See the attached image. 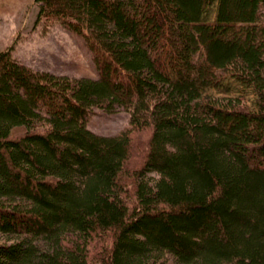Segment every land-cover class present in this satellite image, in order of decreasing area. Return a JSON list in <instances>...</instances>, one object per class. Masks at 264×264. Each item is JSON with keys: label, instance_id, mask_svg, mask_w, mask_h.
<instances>
[{"label": "trees", "instance_id": "obj_1", "mask_svg": "<svg viewBox=\"0 0 264 264\" xmlns=\"http://www.w3.org/2000/svg\"><path fill=\"white\" fill-rule=\"evenodd\" d=\"M34 1L96 76L0 51V264H264V0Z\"/></svg>", "mask_w": 264, "mask_h": 264}, {"label": "rangeland", "instance_id": "obj_2", "mask_svg": "<svg viewBox=\"0 0 264 264\" xmlns=\"http://www.w3.org/2000/svg\"><path fill=\"white\" fill-rule=\"evenodd\" d=\"M34 0H0V51L10 49L11 55L36 71H50L73 77H95L96 67L91 52L82 37L58 22L38 19ZM205 96H235L239 87L229 78L215 88H206ZM245 101L251 103L253 94L243 92ZM87 127L103 135H117L130 128L129 113L124 109L103 112L95 108L87 117ZM20 126L12 129L19 133ZM137 147L145 135H134ZM3 241L0 235V242Z\"/></svg>", "mask_w": 264, "mask_h": 264}]
</instances>
